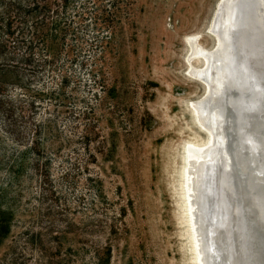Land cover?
<instances>
[{"label":"rangeland","instance_id":"rangeland-1","mask_svg":"<svg viewBox=\"0 0 264 264\" xmlns=\"http://www.w3.org/2000/svg\"><path fill=\"white\" fill-rule=\"evenodd\" d=\"M216 3L72 0L78 39L52 65L0 38V264L196 263L184 147L211 137L184 38Z\"/></svg>","mask_w":264,"mask_h":264},{"label":"bare ground","instance_id":"bare-ground-1","mask_svg":"<svg viewBox=\"0 0 264 264\" xmlns=\"http://www.w3.org/2000/svg\"><path fill=\"white\" fill-rule=\"evenodd\" d=\"M232 1L217 0L201 34L184 38L185 76L206 93L189 109L211 137L184 147L195 264H264V0L241 1L227 50Z\"/></svg>","mask_w":264,"mask_h":264},{"label":"trees","instance_id":"trees-1","mask_svg":"<svg viewBox=\"0 0 264 264\" xmlns=\"http://www.w3.org/2000/svg\"><path fill=\"white\" fill-rule=\"evenodd\" d=\"M71 2L72 0H0L2 47L7 48L13 43L14 46L16 43L28 45L25 54L28 56V51L31 50L33 53L36 44L35 46L43 53L45 62L54 64L65 50L68 39H78V32L71 30V25L68 24L70 21L66 17ZM18 30H20L19 34H24L20 37V41L19 38L14 37ZM10 61L12 60L9 57L8 61L0 66L2 85L10 84L8 78L14 72L13 66L7 64ZM97 85L95 83L94 87ZM39 147L38 143H33L29 149L30 153L36 155Z\"/></svg>","mask_w":264,"mask_h":264},{"label":"water","instance_id":"water-1","mask_svg":"<svg viewBox=\"0 0 264 264\" xmlns=\"http://www.w3.org/2000/svg\"><path fill=\"white\" fill-rule=\"evenodd\" d=\"M241 1L242 2H245V0H237V1L236 0H233L232 1V4H231V9L228 12V17L226 19L227 20V29H226L227 50L230 49L231 47L235 46V45H232V43L230 42V40H232V35L233 36L236 35V31H235V28L233 26V23H234V21L236 19L237 12L239 11V7H240L239 5L242 3ZM246 2L248 3V1H246ZM255 4H257V0H256V3ZM251 171H252V169L249 167V173Z\"/></svg>","mask_w":264,"mask_h":264}]
</instances>
